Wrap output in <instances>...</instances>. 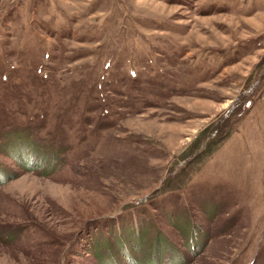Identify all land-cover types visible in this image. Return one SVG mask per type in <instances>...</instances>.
I'll list each match as a JSON object with an SVG mask.
<instances>
[{"label": "rangeland", "instance_id": "1", "mask_svg": "<svg viewBox=\"0 0 264 264\" xmlns=\"http://www.w3.org/2000/svg\"><path fill=\"white\" fill-rule=\"evenodd\" d=\"M263 62L264 0H0V264H264Z\"/></svg>", "mask_w": 264, "mask_h": 264}, {"label": "trees", "instance_id": "2", "mask_svg": "<svg viewBox=\"0 0 264 264\" xmlns=\"http://www.w3.org/2000/svg\"><path fill=\"white\" fill-rule=\"evenodd\" d=\"M263 64H264V62H263ZM242 102L246 103L245 100L242 101ZM240 104H241V102H240ZM230 110L231 109H229V113L231 112ZM235 128H236V126L230 127V129L228 131H226L221 138L219 136H217V132H219V131L217 129H215V130L212 131L213 132L212 133L213 138L208 140L205 137V141H203V138L205 136V132L200 133L199 136L194 140V142L189 146L188 151L191 148H193L195 145H197L198 148H201V150L203 152H206L207 156H210V155L214 154L217 151V149L221 146V144H223L228 138H230L233 135L232 133L234 132ZM194 154H196V153L194 152Z\"/></svg>", "mask_w": 264, "mask_h": 264}]
</instances>
